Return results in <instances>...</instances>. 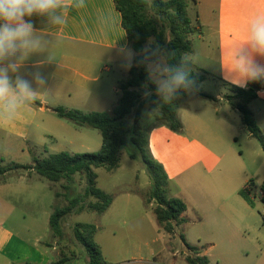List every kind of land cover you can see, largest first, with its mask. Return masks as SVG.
Listing matches in <instances>:
<instances>
[{
	"label": "rangeland",
	"instance_id": "374dc122",
	"mask_svg": "<svg viewBox=\"0 0 264 264\" xmlns=\"http://www.w3.org/2000/svg\"><path fill=\"white\" fill-rule=\"evenodd\" d=\"M188 2V14L195 23L199 19L196 5L193 0ZM199 20L202 22L203 19ZM205 40L206 38L199 39L198 35L194 37L193 51L189 58L195 65V72L201 74L203 71L205 75V80L201 84L202 90L214 97L221 95L224 101L215 105L212 100L199 97L197 105H206L207 109L215 107L221 113H225L228 109L225 101L233 95L231 84L224 82L218 74L215 66L216 46ZM132 56L134 57V53ZM120 65L114 67V71L105 76L107 85H98V89L103 91V97L99 99L94 111H112L113 104H116L118 97L115 86L119 81L126 80L129 70L128 65L122 63ZM188 101L184 102V106ZM206 113L204 110L201 114L204 117ZM48 115L60 119L56 114ZM239 115L240 113L237 112V119ZM69 125L72 129H76L71 123ZM140 126L149 135L154 131L157 133V150L154 151L157 159L160 157L159 154L170 157L171 149L176 145L172 132L156 120L148 108L142 112ZM238 129H235L238 141L231 136L226 137L224 150H221L217 144L212 146L215 150L211 158L216 159L219 154H224L215 165L213 163L205 168L200 164H191L190 160H187V167L183 173L178 176H172L171 173L169 196L187 199L185 202L188 207L184 213L186 221L176 228L173 235L159 228L152 211L156 207V202L151 200L147 203L152 180L144 164L138 159L133 160L129 157L130 144H127L119 155L118 169L114 171H107L104 168L95 169L98 175V187L114 196L113 205L106 213L100 215L86 208L66 216L62 222L64 236L59 240L50 228L32 226V207L25 204L26 196L21 195L14 203L0 201V226H5L15 233L17 237L15 242L22 240L32 244L41 238L51 247L55 246L56 251L49 250V258L52 262L67 257L72 259L71 264H88V254L76 240L74 226L77 223H91L98 228L95 241L101 247L108 264H188L186 257L194 254L187 250L185 243L200 246L210 260V264H264V202L262 201L264 151L257 140L246 139V131ZM82 131L86 135V140L79 137L70 138L67 135L56 143L52 138L47 137L43 144H47L44 146L48 153L43 149H36L33 156L43 158L60 151L98 152L103 143L100 132L89 128H84ZM32 160L30 153H10L8 146L0 144L1 165L11 161L26 164ZM17 174L35 176V173L29 174L26 170H19ZM41 179L35 178L31 182L38 183L37 185L43 188L44 201L42 204V194L39 193V205L44 210L48 206L50 213H53L55 207L67 205V196L72 198L84 192L85 179L80 174L75 176L74 192L70 193L63 188L65 181L53 183ZM244 188L248 189L252 204L240 195ZM95 201L94 197H88L86 205ZM9 211L12 213L8 214ZM215 225L218 229L214 228Z\"/></svg>",
	"mask_w": 264,
	"mask_h": 264
},
{
	"label": "crops",
	"instance_id": "0c3cea01",
	"mask_svg": "<svg viewBox=\"0 0 264 264\" xmlns=\"http://www.w3.org/2000/svg\"><path fill=\"white\" fill-rule=\"evenodd\" d=\"M195 5L197 16L203 19L202 22L199 19L195 21L200 29L197 35L199 39L206 38L205 41L216 46L215 66L221 79L231 85L246 87L238 74L231 70L233 51L237 58L251 55L254 63L264 65V56L250 54L247 46L241 45L246 39L250 20L255 15L264 13V0H195ZM31 20L38 30L37 35L49 42L48 52L54 57V61L47 62L46 52L33 54L15 74L32 81L38 95L34 102L19 112L13 122L0 125V144L8 146L10 153L31 154V151L35 152L36 149H43L48 153L44 146L47 144H43L47 137L56 143L67 135L70 138L79 137L86 140V135L82 131L84 128H77L72 124L76 128L72 129L68 121L60 117L55 119L48 114H56L54 109L58 107L85 113L96 112L93 109L103 97V91L98 89V85H107L105 76L121 63L128 65L130 69L134 58L132 56L134 52L129 47L127 34L122 27L121 14L114 0H86V7L70 12L67 23L62 28L48 27L43 17L33 16ZM37 72L44 78L43 86L38 85L33 79V74ZM120 82L122 81L115 86L117 97L120 94L118 89ZM212 97L213 99L209 100L215 105L224 101L221 95ZM198 98L190 99L179 110L183 129L179 133L170 129L176 143L171 149L170 157L159 154L160 157L157 159L154 151L157 150L158 135L155 131L149 135L151 154L164 166L168 175L169 192L171 177L183 173L187 167V160H190L191 164H200L206 168L223 158L224 154H219L216 159L211 158L215 150L212 146L217 144L224 150L226 137L231 136L238 141L235 129L246 131L245 138L253 139L243 123H240L242 122L240 115L237 119L238 111L233 109L228 101H225L228 104L227 111L221 113L218 108L207 109L206 105H197ZM114 105L116 104H113V108ZM250 107L260 129L264 132V89L258 92V98L251 102ZM204 110L207 113L203 117L201 113ZM32 163L33 160L26 164ZM36 175L11 177L5 183H0V201L14 203L18 201L19 196H26L25 204L32 207V226L48 229L52 213L48 211V206L44 210L39 205L38 195L42 194V204L44 195L43 188L37 185L38 183L31 182L35 178L42 180ZM180 199L187 202L183 197ZM11 213L12 211H9L8 214ZM183 217L185 218V215ZM214 228L218 229V226L215 225ZM16 238L12 230L0 226V264L52 262L49 250L56 251L55 246L51 247L41 238L32 244L22 240L15 242ZM201 255H205L202 250Z\"/></svg>",
	"mask_w": 264,
	"mask_h": 264
},
{
	"label": "trees",
	"instance_id": "16d2710c",
	"mask_svg": "<svg viewBox=\"0 0 264 264\" xmlns=\"http://www.w3.org/2000/svg\"><path fill=\"white\" fill-rule=\"evenodd\" d=\"M195 2V0H193ZM121 14L129 47L135 56L126 80L120 82L117 103L110 112H82L76 109L58 107L55 113L77 128L98 130L102 136V147L94 153H70L61 151L46 157H34L32 164H20L14 161L6 165L0 164V183L11 177H19V170L35 173L50 182L65 181L66 192H74L75 176L80 174L85 179L83 193L68 198V204L55 207L50 216L49 228L60 240L64 233L63 219L74 213L89 209L104 214L113 204L114 196L98 187V175L95 169L104 168L114 171L119 168V155L122 149L130 144L129 157L140 160L152 180L151 200L156 202L152 210L161 230L173 235L176 228L186 219L187 204L180 198L169 196V178L164 166L158 162L149 149V134L140 126L142 112L148 108L152 116L174 132H181L183 124L179 118V110L184 102L192 98L213 99L205 93L201 84L205 75L195 72V65L189 58L190 79L194 81L190 89H181L175 99L164 103L157 95L156 86L147 74V63L158 62L161 53L170 65L179 63L183 54L188 57L193 51L194 37L200 29L188 14V0H114ZM233 95L228 97L231 107L240 113L243 125L250 136L257 140L264 151V133L260 129L253 110L252 101L258 98V92L264 89V80L250 81L246 87L230 86ZM262 201L264 202V180L262 184ZM241 195L252 204V198L246 188ZM66 196V194H65ZM88 197L95 202L86 205ZM97 226L91 223H77L74 226L76 240L85 248L88 264H108L101 247L95 241ZM187 250L194 256H187L188 264H210L207 256L201 255V249L185 243ZM71 258H59L50 264H71Z\"/></svg>",
	"mask_w": 264,
	"mask_h": 264
},
{
	"label": "clouds",
	"instance_id": "9594fccd",
	"mask_svg": "<svg viewBox=\"0 0 264 264\" xmlns=\"http://www.w3.org/2000/svg\"><path fill=\"white\" fill-rule=\"evenodd\" d=\"M85 7L86 0H0V125L13 122L37 98L38 91L32 81L15 75L24 62L33 54L45 52L47 62L54 61L48 52L49 42L37 35L31 18L43 17L48 27L62 28L70 12ZM241 45H246L250 54L264 56V13L250 20ZM146 64L148 77L164 103L172 102L181 89H190L194 84L187 54L176 65H170L162 53L158 62ZM231 70L238 74L244 86L250 81L264 80V65L254 63L251 55L237 58L233 51ZM33 79L40 86L45 83L38 72L33 74Z\"/></svg>",
	"mask_w": 264,
	"mask_h": 264
}]
</instances>
